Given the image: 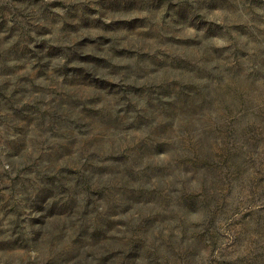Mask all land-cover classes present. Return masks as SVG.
<instances>
[{
  "label": "rangeland",
  "instance_id": "rangeland-1",
  "mask_svg": "<svg viewBox=\"0 0 264 264\" xmlns=\"http://www.w3.org/2000/svg\"><path fill=\"white\" fill-rule=\"evenodd\" d=\"M0 264H264V0H0Z\"/></svg>",
  "mask_w": 264,
  "mask_h": 264
}]
</instances>
